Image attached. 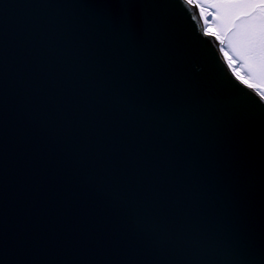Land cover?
Segmentation results:
<instances>
[{"label":"water","instance_id":"obj_1","mask_svg":"<svg viewBox=\"0 0 264 264\" xmlns=\"http://www.w3.org/2000/svg\"><path fill=\"white\" fill-rule=\"evenodd\" d=\"M189 0H0V264H264V97Z\"/></svg>","mask_w":264,"mask_h":264},{"label":"rangeland","instance_id":"obj_2","mask_svg":"<svg viewBox=\"0 0 264 264\" xmlns=\"http://www.w3.org/2000/svg\"><path fill=\"white\" fill-rule=\"evenodd\" d=\"M232 72L264 96V0H189Z\"/></svg>","mask_w":264,"mask_h":264},{"label":"bare ground","instance_id":"obj_3","mask_svg":"<svg viewBox=\"0 0 264 264\" xmlns=\"http://www.w3.org/2000/svg\"><path fill=\"white\" fill-rule=\"evenodd\" d=\"M203 22V21H202ZM264 97V96H263Z\"/></svg>","mask_w":264,"mask_h":264}]
</instances>
